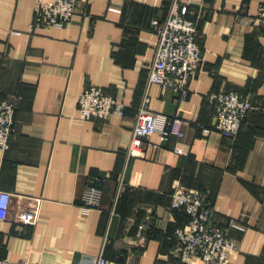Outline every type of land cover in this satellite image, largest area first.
I'll use <instances>...</instances> for the list:
<instances>
[{
  "label": "crops",
  "instance_id": "obj_1",
  "mask_svg": "<svg viewBox=\"0 0 264 264\" xmlns=\"http://www.w3.org/2000/svg\"><path fill=\"white\" fill-rule=\"evenodd\" d=\"M172 1H84L67 25L43 28L35 0H0V100L22 97L10 148L0 149V189L13 195L0 259L93 264L105 246L107 264H203L182 262L174 235L189 217L172 207L173 193L195 190L218 225L246 229L229 230L237 248L227 264H264V31L242 13L255 16L264 0H185L200 13L204 57L185 100L149 84L152 22L165 21ZM90 85L124 104V115L84 119L78 97ZM230 91L254 104L238 137L203 135L197 123L216 124L209 96ZM147 94L153 112L187 123L182 137L153 134L145 155L129 159ZM97 176L107 180L101 205L85 211V185Z\"/></svg>",
  "mask_w": 264,
  "mask_h": 264
},
{
  "label": "built area",
  "instance_id": "obj_2",
  "mask_svg": "<svg viewBox=\"0 0 264 264\" xmlns=\"http://www.w3.org/2000/svg\"><path fill=\"white\" fill-rule=\"evenodd\" d=\"M89 0H35V25L43 28L63 27L71 22L77 6ZM242 13L251 18L264 31V2L255 16L246 9ZM199 14L185 0H173L170 13L164 22H152L159 42L149 75V84H158L175 92L180 99L189 95V84L200 71L204 61L203 48L199 42ZM196 17V18H195ZM21 96L0 100V149L10 148L14 133L16 111ZM209 102L215 106L216 124L207 126L197 123L203 135L219 132L224 137L238 135L249 112L253 109L250 96L236 91L211 94ZM79 110L86 120H108L112 115H124L126 106L103 87L90 85L78 97ZM186 120L167 117L150 109L147 94L138 110L128 148V158L145 155L146 140L158 133L162 138L174 135L182 137V127ZM177 154L183 151L177 147ZM107 180L94 177L85 185L82 203L85 211L99 208ZM125 184V175L119 181L118 193ZM13 195L0 189V221L8 219L12 210ZM172 207L184 211L189 221L175 230L177 252L182 262L199 259L203 264H227L236 251V241L229 230L245 231V227L232 221L228 229L218 225L212 204L208 197L195 190H176L172 197ZM148 224L140 226L143 231ZM104 248L93 264H107ZM0 264H29L26 261L9 262L0 259Z\"/></svg>",
  "mask_w": 264,
  "mask_h": 264
},
{
  "label": "trees",
  "instance_id": "obj_3",
  "mask_svg": "<svg viewBox=\"0 0 264 264\" xmlns=\"http://www.w3.org/2000/svg\"><path fill=\"white\" fill-rule=\"evenodd\" d=\"M249 113H250V112H249ZM247 117H248V116H247ZM246 120H247V118H246ZM246 120H245V122H246ZM245 122H244V123H245ZM206 125H207V124H206ZM243 125H244V124H243ZM243 125H242V126H243ZM241 128H242V127H241ZM240 130H241V129H240ZM239 132H240V131H239ZM238 135H239V133H238ZM238 135H237L236 137H238ZM236 137H234V138L225 137V138H229V139H235ZM188 221H189V219H188ZM188 221H187V222H188ZM174 235H175V234H174ZM175 237H176V236H175Z\"/></svg>",
  "mask_w": 264,
  "mask_h": 264
},
{
  "label": "rangeland",
  "instance_id": "obj_4",
  "mask_svg": "<svg viewBox=\"0 0 264 264\" xmlns=\"http://www.w3.org/2000/svg\"><path fill=\"white\" fill-rule=\"evenodd\" d=\"M253 109H254V105H253ZM253 109H252V110H253ZM252 110H251V111H252ZM251 111H250V112H251Z\"/></svg>",
  "mask_w": 264,
  "mask_h": 264
}]
</instances>
